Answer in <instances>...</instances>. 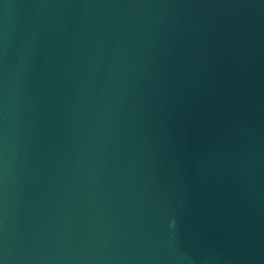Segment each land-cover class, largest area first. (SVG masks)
I'll list each match as a JSON object with an SVG mask.
<instances>
[{"label": "water", "instance_id": "1", "mask_svg": "<svg viewBox=\"0 0 264 264\" xmlns=\"http://www.w3.org/2000/svg\"><path fill=\"white\" fill-rule=\"evenodd\" d=\"M0 264H264V0H0Z\"/></svg>", "mask_w": 264, "mask_h": 264}]
</instances>
